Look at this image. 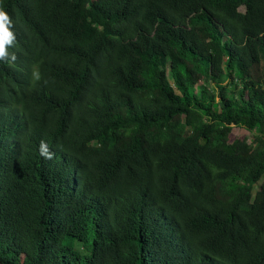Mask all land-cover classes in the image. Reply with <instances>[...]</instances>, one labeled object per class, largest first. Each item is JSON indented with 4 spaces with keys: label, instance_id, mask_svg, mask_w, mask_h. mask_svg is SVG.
Returning <instances> with one entry per match:
<instances>
[{
    "label": "trees",
    "instance_id": "trees-1",
    "mask_svg": "<svg viewBox=\"0 0 264 264\" xmlns=\"http://www.w3.org/2000/svg\"><path fill=\"white\" fill-rule=\"evenodd\" d=\"M0 4V264H264V0Z\"/></svg>",
    "mask_w": 264,
    "mask_h": 264
},
{
    "label": "clouds",
    "instance_id": "clouds-1",
    "mask_svg": "<svg viewBox=\"0 0 264 264\" xmlns=\"http://www.w3.org/2000/svg\"><path fill=\"white\" fill-rule=\"evenodd\" d=\"M13 29V22L11 16L6 11L3 4H0V61L8 62L15 61L16 55L9 52V48L14 46L16 35ZM34 76L39 79V75L34 73ZM40 153L46 159H52L54 153L48 148L45 141L40 143Z\"/></svg>",
    "mask_w": 264,
    "mask_h": 264
},
{
    "label": "rangeland",
    "instance_id": "rangeland-1",
    "mask_svg": "<svg viewBox=\"0 0 264 264\" xmlns=\"http://www.w3.org/2000/svg\"><path fill=\"white\" fill-rule=\"evenodd\" d=\"M167 73H168V78L170 82L173 83L171 75H170L169 66L167 68ZM234 85H238V83L234 80V78H231L230 80L231 88H234ZM238 87H239L238 92L241 90L245 91L244 85L239 84ZM255 135H256L255 132H251L245 128L234 127L230 139L235 144H240L243 141L253 142ZM252 201L253 203L257 205H260L264 202V177L254 186Z\"/></svg>",
    "mask_w": 264,
    "mask_h": 264
}]
</instances>
